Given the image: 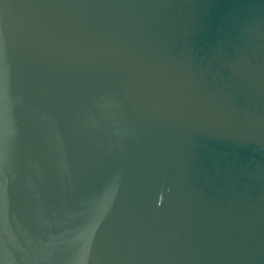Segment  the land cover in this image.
Returning <instances> with one entry per match:
<instances>
[{
    "label": "water",
    "instance_id": "1",
    "mask_svg": "<svg viewBox=\"0 0 264 264\" xmlns=\"http://www.w3.org/2000/svg\"><path fill=\"white\" fill-rule=\"evenodd\" d=\"M0 264H264V0H0Z\"/></svg>",
    "mask_w": 264,
    "mask_h": 264
}]
</instances>
